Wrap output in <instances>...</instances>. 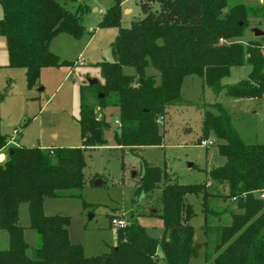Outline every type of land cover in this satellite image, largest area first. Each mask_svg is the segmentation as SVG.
<instances>
[{
    "label": "trees",
    "instance_id": "1",
    "mask_svg": "<svg viewBox=\"0 0 264 264\" xmlns=\"http://www.w3.org/2000/svg\"><path fill=\"white\" fill-rule=\"evenodd\" d=\"M78 2L79 0H71ZM229 0H140L144 18L122 27L124 0L101 17L100 28L119 29L111 44L114 61L101 62L103 81L80 86L79 125L82 147H20L13 139L0 135V230L9 237V247L0 250V264H203L191 225L194 210L187 196L202 195L205 233L209 220L230 212L231 221L217 228L213 261L207 264H264V145L247 144L235 128L232 117L221 103L204 109L202 135L198 145L214 137L223 166L209 171V181L197 185L172 183L167 167H152L145 162L138 194L146 195L162 188L161 208L149 216L162 220L160 238L148 234L138 220L115 229L117 244L109 253L86 257L84 247L69 237L71 220L65 216H47L46 198L82 199L86 185L84 170L88 150L108 144L106 131L111 123L100 117L108 108H116L115 142L123 152L136 153L145 147H161L164 134L160 121L169 108L182 103L184 80L198 76L217 96L225 92L233 98L252 99L264 96V37L246 44L244 37L252 19H264V6L244 4L228 8ZM158 10H154V6ZM3 17L0 34L5 38L8 68L24 69L29 89L38 83L44 68L71 66L61 62L51 49L60 35L80 40L86 28L88 4L76 11L55 0H0ZM237 40V41H236ZM249 65L248 78L234 85L223 80L236 67ZM149 68L159 73L147 75ZM132 69L133 74H127ZM96 99L93 100L92 91ZM209 184L225 187L226 201L236 198L235 209L221 213L211 210L214 195ZM27 204L34 247L25 240L20 225V206ZM83 205H88L84 202Z\"/></svg>",
    "mask_w": 264,
    "mask_h": 264
},
{
    "label": "rangeland",
    "instance_id": "2",
    "mask_svg": "<svg viewBox=\"0 0 264 264\" xmlns=\"http://www.w3.org/2000/svg\"><path fill=\"white\" fill-rule=\"evenodd\" d=\"M57 3L76 11L79 4H88L92 9L85 13L83 25L86 32L80 40L70 35H60L51 43V51L56 52L61 62L73 64L59 68H44L36 86L29 89L24 69L8 68V52L5 38L0 34V135L14 138V143L20 147H82V137L79 125L80 86L89 80L103 81L100 69L101 62L114 61L111 44L115 41L119 29L100 28L101 13L115 5V0H55ZM244 4L250 7L264 6L257 0H229L228 8ZM127 9L130 11L128 12ZM122 27L129 29L132 23L144 18L140 0H124L122 5ZM158 10V6H154ZM0 6V19L2 18ZM264 32V19H252L244 37L238 41L246 44L258 39L253 30ZM237 41V40H236ZM251 66L233 68L230 77L223 80L226 85H234L248 78ZM127 74H133L132 69H126ZM147 75L156 77L159 73L149 68ZM96 99L95 90L92 91ZM221 103L232 117L233 124L240 137L247 144L264 145V96L261 98H233L225 92L220 95L203 84L198 76H190L184 80L182 87V103L169 108L168 114L160 121V129L164 134L161 147H145L136 153L128 149L123 152L115 142L116 120L119 110L106 109L100 117L111 123V129L106 131L108 144L94 150H88L85 155L87 166L84 170L86 185L82 190V199L47 198L45 214L47 216L69 217L68 228L70 241L84 247L86 257H98L109 253L117 244L115 229L111 228V217H118L130 223L138 220L150 236L160 238L164 227L161 219L150 217L152 210L161 208L162 188L160 184L151 194H138L140 179L145 171V162L152 167H167L172 183L181 185H197L209 181V171L221 167L226 159L219 155L220 141L211 137L206 145H198L202 135L204 109L210 104ZM18 135H15V132ZM3 155V156H2ZM3 163L7 159V150L0 154ZM190 164L193 166L190 167ZM101 180L97 186L95 182ZM214 195L210 201L211 210L216 213L226 208L235 209V203L226 201L223 196L228 194L225 187L211 185L208 188ZM194 210L191 225L194 228V239L200 245L198 261L209 263L215 257L214 248L217 244V226L227 225L231 221L230 212L209 220L208 235L205 233V218L203 213L202 195L187 196ZM88 206L85 207L83 203ZM155 208V209H152ZM152 209V210H151ZM50 213V214H48ZM20 225L25 230V240L30 247L35 246L36 237L30 228V214L27 204L20 206ZM9 245V237L0 230V250Z\"/></svg>",
    "mask_w": 264,
    "mask_h": 264
},
{
    "label": "water",
    "instance_id": "3",
    "mask_svg": "<svg viewBox=\"0 0 264 264\" xmlns=\"http://www.w3.org/2000/svg\"><path fill=\"white\" fill-rule=\"evenodd\" d=\"M253 32H254V34H255V36H256L257 38L264 37V32H263L262 30L254 29ZM98 81H99V80H97V79L89 80V83H90V85H95V84L98 83ZM192 166H193V165L190 164V167H192ZM101 184H102V181H101V180H97V181L95 182V185H97V186H99V185H101ZM153 212H156V210H153ZM195 248H196V250L199 251L200 248H201V245L196 244V245H195Z\"/></svg>",
    "mask_w": 264,
    "mask_h": 264
},
{
    "label": "built area",
    "instance_id": "4",
    "mask_svg": "<svg viewBox=\"0 0 264 264\" xmlns=\"http://www.w3.org/2000/svg\"><path fill=\"white\" fill-rule=\"evenodd\" d=\"M14 134H15V135H18V132L16 131ZM12 139L15 140L14 138H12ZM206 144H207V142L204 143V145H206ZM208 186H209V185H208ZM232 201L235 202V201H236V198H234ZM112 225H113L115 228L123 229V228H125V227L128 225V223L125 222V221H123L122 219H120V218H118V217H115V218L112 220Z\"/></svg>",
    "mask_w": 264,
    "mask_h": 264
},
{
    "label": "crops",
    "instance_id": "5",
    "mask_svg": "<svg viewBox=\"0 0 264 264\" xmlns=\"http://www.w3.org/2000/svg\"><path fill=\"white\" fill-rule=\"evenodd\" d=\"M257 1H259V3H261V0H257ZM91 9H92V7H91ZM95 11L97 12V13H101V16H103L104 14H105V12H106V10L105 9H103V10H101L100 11V9L99 8H97V7H95ZM127 11L128 12H130L128 9H127ZM3 13V12H2ZM2 17H3V14H2ZM58 37H60V36H58ZM51 47V46H50ZM51 49V48H50ZM8 52V51H7ZM54 54H56L57 56H58V54L56 53V52H54ZM50 148H55V147H50ZM3 156V155H2ZM1 159H0V163H1ZM212 184H209V187L211 186ZM214 185V184H213ZM47 199V198H46ZM46 199H45V201H44V207H45V203H46ZM44 212H45V210H44ZM47 214V213H46ZM48 214H50V213H48ZM50 216H52V215H50ZM222 220H219V222H221ZM218 227V226H217ZM216 227V228H217ZM212 230H214V231H216L217 229H212ZM217 235V234H216ZM194 241H195V239H194ZM201 244H203V243H201ZM200 244V245H201ZM8 247H9V245H8ZM8 247L6 248V249H8ZM6 249H3V250H6ZM213 261V259H211V262Z\"/></svg>",
    "mask_w": 264,
    "mask_h": 264
}]
</instances>
